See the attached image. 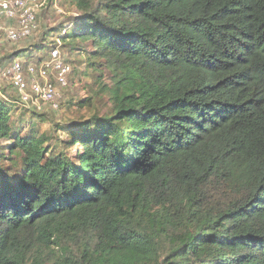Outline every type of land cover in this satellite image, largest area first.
I'll list each match as a JSON object with an SVG mask.
<instances>
[{"label":"trees","instance_id":"1","mask_svg":"<svg viewBox=\"0 0 264 264\" xmlns=\"http://www.w3.org/2000/svg\"><path fill=\"white\" fill-rule=\"evenodd\" d=\"M66 1L107 109L74 161L0 99V264H264V0Z\"/></svg>","mask_w":264,"mask_h":264},{"label":"rangeland","instance_id":"2","mask_svg":"<svg viewBox=\"0 0 264 264\" xmlns=\"http://www.w3.org/2000/svg\"><path fill=\"white\" fill-rule=\"evenodd\" d=\"M29 4L38 8L37 28L27 37L18 41L9 40V31L18 28V23L0 17V99L10 103L13 124L18 126L22 135L29 137L47 135L49 141L46 146L50 154L65 152L76 161L77 154L82 151V147L71 143L73 127L69 129V126L81 120H87L94 114L100 112L103 114L107 109L105 104L108 103L109 96L102 92L98 96L94 95V91L97 92L100 88L96 84L98 75L97 77L86 75L84 68H80L78 60H83L82 54L78 51H71L68 46L59 41L57 32L45 36V33L52 28L66 26L69 30L70 19L78 15L75 6L66 0H29ZM43 42L50 47L45 50L37 48V44ZM55 44L58 46L56 57L53 56ZM22 48H28V54L19 58H9L11 54ZM40 57L45 58V61L38 64ZM16 62H23L24 67L35 66L36 77L40 83H44L45 80L39 75L40 68L49 63L51 67L48 79L53 85L55 98L50 102L44 101L32 93L29 88L27 98H25L20 89L13 86L15 85L13 65ZM60 62L65 66H70V71L65 74L66 82L63 84L58 72L53 68L54 64ZM109 76L105 73L102 78L106 84L110 83ZM30 78L29 76V80ZM99 96L102 99H99ZM86 99H90V104L81 107L79 102ZM37 113L43 117L38 116ZM0 144L5 145L7 141L0 139ZM4 152L5 155L21 164L20 156L11 154L7 149ZM11 164V160L6 158L1 163V167L11 170ZM15 171L13 170L17 174ZM55 251L58 253L57 249Z\"/></svg>","mask_w":264,"mask_h":264},{"label":"built area","instance_id":"3","mask_svg":"<svg viewBox=\"0 0 264 264\" xmlns=\"http://www.w3.org/2000/svg\"><path fill=\"white\" fill-rule=\"evenodd\" d=\"M37 10L38 8L36 6H31L29 4V0H0V17L7 16L16 19L19 26L9 31V38L11 40L18 41L33 33L36 27ZM57 52V50H54V57L57 56ZM22 64V62H16L13 65V73L15 84L19 86L25 98H27V90L29 88L38 98L41 97L44 101H52L55 98V92L53 85L48 79L51 65L46 63L40 68L39 75L45 79L44 83H40L36 77V68L31 65L27 69L31 78L29 81H26V77L23 74L24 66ZM53 68L58 72L61 83H65V74L70 71V66H65L60 62L54 64ZM55 106H57V104H55Z\"/></svg>","mask_w":264,"mask_h":264}]
</instances>
